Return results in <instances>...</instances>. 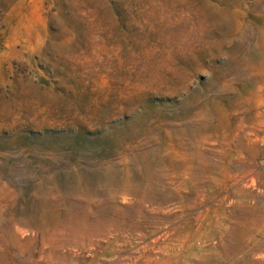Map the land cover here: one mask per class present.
<instances>
[{
	"label": "rangeland",
	"instance_id": "rangeland-1",
	"mask_svg": "<svg viewBox=\"0 0 264 264\" xmlns=\"http://www.w3.org/2000/svg\"><path fill=\"white\" fill-rule=\"evenodd\" d=\"M0 264H264V0H0Z\"/></svg>",
	"mask_w": 264,
	"mask_h": 264
},
{
	"label": "bare ground",
	"instance_id": "bare-ground-1",
	"mask_svg": "<svg viewBox=\"0 0 264 264\" xmlns=\"http://www.w3.org/2000/svg\"><path fill=\"white\" fill-rule=\"evenodd\" d=\"M255 172H256V171H255ZM247 175H248V174H247ZM253 179H255V178H253ZM247 180H248V179H247ZM247 180H246V181H247ZM253 181H254V180H253ZM253 181H252V182H253ZM252 182H251V183H252ZM254 182H255V181H254Z\"/></svg>",
	"mask_w": 264,
	"mask_h": 264
}]
</instances>
